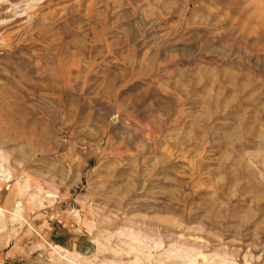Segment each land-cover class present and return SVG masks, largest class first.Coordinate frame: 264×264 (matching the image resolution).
<instances>
[{
  "label": "rangeland",
  "instance_id": "374dc122",
  "mask_svg": "<svg viewBox=\"0 0 264 264\" xmlns=\"http://www.w3.org/2000/svg\"><path fill=\"white\" fill-rule=\"evenodd\" d=\"M262 1L0 0V264H264Z\"/></svg>",
  "mask_w": 264,
  "mask_h": 264
},
{
  "label": "bare ground",
  "instance_id": "6f19581e",
  "mask_svg": "<svg viewBox=\"0 0 264 264\" xmlns=\"http://www.w3.org/2000/svg\"><path fill=\"white\" fill-rule=\"evenodd\" d=\"M258 1V0H257ZM264 1H262V3H263ZM260 5V4H259ZM263 6V5H262ZM264 12V11H263Z\"/></svg>",
  "mask_w": 264,
  "mask_h": 264
}]
</instances>
